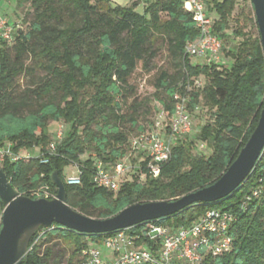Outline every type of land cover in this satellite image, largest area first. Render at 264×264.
Instances as JSON below:
<instances>
[{"label": "trees", "instance_id": "1", "mask_svg": "<svg viewBox=\"0 0 264 264\" xmlns=\"http://www.w3.org/2000/svg\"><path fill=\"white\" fill-rule=\"evenodd\" d=\"M206 1L208 10L214 12L209 13L214 31L224 45L232 20L257 27L253 5L251 14H236L239 0ZM25 2L31 3L34 19L30 24L23 17L14 19L20 26L13 43L0 37V148L9 144L14 154H33L17 160L6 156L1 163L19 193L40 198L32 192L48 187L51 199L58 193L52 181L57 171L71 206L88 216L107 218L137 202L177 199L211 185L237 158L264 107V52L259 34L249 35L243 28L233 31L241 39L236 48L225 45L223 49L231 64L195 63L186 45L200 36V29L184 0H150L143 12L136 10L137 1L122 6L110 0H18V5ZM158 37L167 42L177 67L175 74L164 70L156 76L154 97L167 114L164 122L169 123L175 113V95H185L188 83L196 78L203 79L204 85L189 91L188 112L192 120L203 115L207 120L190 136L175 140L170 159L154 177L142 155L135 156L132 141L153 130L155 120L140 125L138 118L128 119L129 114L121 111L129 79ZM34 67L44 70L47 77L20 92V81L33 75ZM53 121L68 125L54 152L49 149ZM128 121L129 131L124 125ZM135 128L138 131L131 133ZM197 142L211 153L197 152ZM130 156L134 168L121 177L118 191L92 181L98 162L113 170ZM44 157L47 163H41ZM72 165L80 172L81 184L67 183L66 168ZM211 210L233 216L226 232L232 246L215 256L211 248L217 238L211 236L196 264H264V151L231 195L211 203L198 202L126 231L137 245L147 244L156 251L160 244L148 235L149 225L176 229ZM116 232L87 234L57 223L41 227L32 236L21 264H81L85 249ZM59 242L72 249L66 261L54 255Z\"/></svg>", "mask_w": 264, "mask_h": 264}, {"label": "built area", "instance_id": "2", "mask_svg": "<svg viewBox=\"0 0 264 264\" xmlns=\"http://www.w3.org/2000/svg\"><path fill=\"white\" fill-rule=\"evenodd\" d=\"M184 3L186 9L194 14V19L200 29V36L186 45V53L191 57H201L203 63L225 64L224 41L214 31V21L209 14L205 0H184ZM19 26V21L15 22L7 14L0 13V37L4 41L13 43ZM203 85L204 81L201 78H196L193 83L189 82L188 92L185 95L177 93L174 97L176 100L175 113L170 122H164L167 114L162 110L155 121L154 129L133 139L132 148L135 156L142 155L141 160L147 161L146 166L152 176L157 177L162 165L170 159L175 140L191 133L193 120L187 106L189 91L199 89ZM62 137L63 130L60 128L49 146L52 152L56 150V143ZM9 146L8 144L5 148H0L1 163L6 156L11 160H17L22 157L30 158L33 155L31 151L14 154ZM131 158L130 156L119 161L113 170L107 169L101 162H98L92 181L97 186L118 191L121 177L134 168L130 162ZM47 162V157L41 159V163ZM137 165L141 167L140 163ZM67 183L69 185L81 184L79 170L77 174L68 176ZM32 194L45 198L52 196L48 187L33 191ZM255 194L258 192L256 191ZM4 211L5 206L0 199V232L3 227ZM232 220L233 216L228 212L211 210L192 224L176 229L151 224L148 235L157 240L156 244H160L156 251L147 244L137 245L126 229L117 230L115 234L101 242L113 248L117 259L108 257L104 260L98 246H92L83 251L81 257L84 261L81 264H196L201 259L200 249L210 243L211 236L217 238L216 244L211 248L213 255H220L231 248L232 238L226 232ZM35 244L33 243L32 247Z\"/></svg>", "mask_w": 264, "mask_h": 264}, {"label": "water", "instance_id": "3", "mask_svg": "<svg viewBox=\"0 0 264 264\" xmlns=\"http://www.w3.org/2000/svg\"><path fill=\"white\" fill-rule=\"evenodd\" d=\"M264 52V0H251ZM264 151V107L256 128L237 158L213 184L177 199L137 202L107 217L88 216L68 203L64 183L55 171L52 181L58 188L53 198H32L13 186L0 167V199L5 206L0 232V264H21L32 236L41 227L57 223L87 234H103L173 215L198 202L211 203L234 193L249 177Z\"/></svg>", "mask_w": 264, "mask_h": 264}, {"label": "rangeland", "instance_id": "4", "mask_svg": "<svg viewBox=\"0 0 264 264\" xmlns=\"http://www.w3.org/2000/svg\"><path fill=\"white\" fill-rule=\"evenodd\" d=\"M112 5H122L129 6L133 2H139L137 11L143 12V8L145 4H147L150 0H110ZM206 6L207 1L205 0ZM252 3L251 0H239V3L236 8V14H240L244 12L245 14H251L252 11ZM208 8V6H207ZM209 13H214L208 10ZM0 13L7 14L12 20L18 19V17H23L26 19L27 23L30 24L34 19V9L31 6L30 2H25L21 6L18 5V0H0ZM254 16V10H253ZM256 20V19H255ZM26 24V23H25ZM243 28L249 35H257L259 34L258 26L255 24L249 23L246 24L243 20L240 23H237L235 20L231 21L230 28L228 30L229 36L225 40V45L229 49H234L237 46V43L241 39L236 36L233 31ZM192 61L195 63H203V59L198 56L192 57ZM231 59L225 57V63L231 64ZM29 63V62H28ZM35 72L33 75H25L23 79L20 81L19 91L25 89V87H32L33 82H40L43 78L47 77L46 72L40 68L34 67ZM167 70L170 74H175L177 72L176 60L173 55L169 51V46L167 42L163 39V37H158L155 39L153 46H149L148 53L146 58L141 61L134 72L133 76L129 79L130 87L129 92L127 94L126 103H124L122 107V113H128V119L130 117L138 118V123L140 125H148L151 121L157 120L159 118V114L161 112V105L155 99L154 93L156 76L162 71ZM133 104V106H131ZM36 105V103H34ZM196 120V121H194ZM192 122V131L184 135L182 138L190 136L193 134L194 129L198 130L200 125L203 124L207 120V116L203 115L194 119ZM125 129L129 131L131 129V121L126 122ZM64 132L67 130L68 125L63 121L57 122L53 121L49 125V131L52 137L56 136V133L59 129ZM138 129H134L131 133H136ZM196 151L201 154L209 155L211 150L203 143L197 142ZM34 152L37 153L38 149L34 148ZM1 167V162H0ZM77 167L75 165L68 166L66 168V174L72 175L77 174ZM50 243H45V245H49ZM98 248L102 252V258L107 260L108 257L111 259H117V256L114 254V250L111 247L106 246L104 243H98ZM72 253V249L69 248L65 243L59 242V245L56 246L54 255H62V260L66 261L69 255ZM59 257V256H58Z\"/></svg>", "mask_w": 264, "mask_h": 264}, {"label": "crops", "instance_id": "5", "mask_svg": "<svg viewBox=\"0 0 264 264\" xmlns=\"http://www.w3.org/2000/svg\"><path fill=\"white\" fill-rule=\"evenodd\" d=\"M14 20V19H13ZM77 171H78V169H77Z\"/></svg>", "mask_w": 264, "mask_h": 264}]
</instances>
